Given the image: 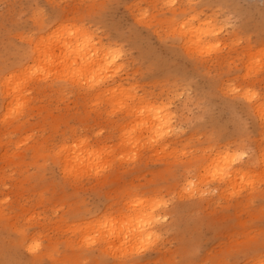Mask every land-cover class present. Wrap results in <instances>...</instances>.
I'll return each instance as SVG.
<instances>
[{
  "label": "rangeland",
  "instance_id": "rangeland-1",
  "mask_svg": "<svg viewBox=\"0 0 264 264\" xmlns=\"http://www.w3.org/2000/svg\"><path fill=\"white\" fill-rule=\"evenodd\" d=\"M163 1L164 0H0V80H2V77L7 76L9 73L16 72L15 76L17 77H13V79L11 80L14 84L11 81L9 83L13 87H15V85L20 86L24 92V99H22L23 103H21L22 105L20 104L19 106L17 104L13 105V103H10L11 96H7L6 98H4L3 96H5V93L2 95L0 94V96H2L0 97V114H5L0 115V118L4 119V122L9 121V119H7V115H9V112H11V110L13 111L14 109L13 113H16L14 114V117L15 115L17 116L19 112L22 113H19L21 115L17 116L19 118L21 117L20 120L17 117L14 118L11 112L10 122L13 123L12 121H14L11 126L10 123L8 125V123L0 121V211H2V213L0 214V264H255L259 259H262V264H264V159H262V156L259 153L264 152V105H261L260 111L262 109L263 110L261 112H257V110H259L257 109L259 108V105L264 104V74H262L264 73V67H262L263 63L261 62L264 61L262 60L264 57H261L263 54L260 55V53L258 52L260 51V49L262 50L264 46V0H172V5L170 3L172 1L166 0L167 2L169 1L168 4L166 3V1H164L163 3ZM159 2H161V5L158 4ZM136 4L138 8L136 7ZM158 5L160 8L158 7ZM173 8H176V10L171 12ZM149 9L151 13L149 12ZM191 9H193L195 12ZM138 11H142V13L143 11H147V16H145V14H142L141 12L139 16ZM187 11L189 13L193 12L192 14H196L199 17H205L209 15L212 17L219 16L218 18L214 17L213 20H219L221 18L220 20L222 22H218V20H212V22L214 23L213 26L218 25V28L216 26H212L213 28H216V30H213L216 33L212 32L214 34H212L211 37L212 41L215 40V43L212 42V45L215 44L217 46L215 47L216 50L212 45V48L205 46L207 47L206 49L205 47L186 48L188 50L191 49V51L184 50L185 46L181 47V45L183 46L182 39L184 38H182L179 31H177L176 27H178L179 25L176 24H179L178 22H180V20L187 15L184 14L187 13ZM131 12H133V14ZM134 12L137 15L134 16ZM200 12L201 14H199ZM205 12L210 13L207 14ZM149 14L151 17L149 16ZM138 16H143L142 18L145 17L147 19L144 18V20L142 19V21ZM154 16L157 17V21H155ZM162 17L165 20H163ZM160 18L162 19L159 20ZM170 18L172 19L170 20ZM59 19L61 20V22L63 21L62 24H65L64 26L61 25L60 22L59 24L57 23L58 21H60ZM176 20L177 22H175ZM64 21H67L68 23ZM144 21H148V23L145 24ZM150 21H152L153 23H150ZM35 22L38 23L36 24ZM69 22H73V24L75 25L71 24L73 25L71 26L69 25ZM174 23L176 24L173 25ZM221 23L222 26L220 25L221 28H219V24ZM168 24L175 26L174 28L176 29L174 31L171 30L170 28L172 26ZM77 25L78 28L80 26L81 28L86 27L87 29H85L88 31V33H92V35L94 36L93 40L95 39V42H97L99 38V40L102 41H100L102 44L104 43L106 46L113 45L112 48L108 46L109 49H113L114 51L121 50L119 51V54L123 57L121 58L120 56L118 64L120 63L121 65V62L125 63L121 65V67H123L120 69L122 73L120 70V72L116 73L119 77H117L116 75V77L114 78V82L115 84H118L121 81L120 83H122L121 85L123 86V89L121 90L122 92H126V94L124 95H127L129 99H131L130 101L128 98H126L127 100L125 101L124 97L126 96L122 95V92L120 93L122 96L119 94V96L115 95L116 93H119V90H116L115 94L113 93L117 98L112 97L113 94L111 96L110 92V94H107L108 91L103 92L104 94H107H105L106 97L104 96L103 98L104 94H101L102 91H99V87L95 86V84L93 85L87 82V84L85 83L86 85H84V81H80V83H78L79 85L77 84V86L75 85L76 82H73L74 85L71 84V81L69 79L64 80V78H62L56 80L57 78H55V76L51 78L53 76L51 75V72L53 70H51L50 67L48 68V66L52 65L53 62L54 64L56 63L55 65L59 64L62 60H59L58 62V59L56 58H58L59 56V59H62V57L60 56L63 54V52L60 53L59 48L57 51L56 47H54V49L46 47H48V44L50 43L49 41L57 38L60 33H64L66 30H69V28H76ZM166 25H168V27L170 28L167 29L168 27ZM224 27H227L225 29L227 32L222 29ZM62 29L65 31H63ZM55 30L57 32L55 36L57 37H54L53 39L52 37L54 34L51 35L50 33H54ZM44 31L47 35L44 33ZM217 32L219 35L217 34ZM219 32H221V34ZM35 36L39 38L36 39ZM228 37L231 39V46L233 48H231V46H228L230 44V42H228L230 41L228 40ZM43 38L46 40H44ZM42 39L45 44L43 43ZM219 39L220 42H218ZM38 40H40V43H38ZM232 40H235V42H232ZM216 41L221 46H218V43ZM222 41H226L223 42V45L227 43L225 44L226 46H223L221 44ZM46 42L48 43L46 44ZM42 43L46 45V47ZM233 43L234 46L236 45L235 48L233 46ZM33 44L34 46H31ZM35 44L37 45V47H39V44L41 45L42 49L41 51H39V53L42 54L35 55V52L33 53V51L36 50ZM261 44H263V46ZM118 46L120 49L117 50ZM218 47H220V50L217 49ZM254 48H257L258 50H255V53L259 54H253L254 52H252V54L255 56L258 55V58H256L259 60L260 58H262L260 61L257 59H253L254 61H250V59L249 61L247 60V58H250L246 57L247 52L249 54L250 50L254 51ZM46 49L47 51H49L45 52ZM199 49H202V51L205 50L204 53H200L202 51H195H199ZM210 49L212 51L215 50L216 52H211L209 51ZM229 49H231L230 52ZM248 49L250 50L248 51ZM243 50L245 51V53ZM121 52L123 54H121ZM208 52H210V55L207 54ZM260 52L264 53V49ZM224 53L225 55H223ZM31 54H33V57L35 56L40 59V68L38 66H36V68L34 67L36 70H34V72L31 74H28L27 71H25L23 75L17 73L19 72L18 68L24 70L25 66H31L32 64H35V62L31 63L32 61H34ZM204 54H207L206 58L203 56ZM47 56L50 57V60H46V62L48 63V66L46 65V68L44 66L46 62H41V59L42 61H45V59L48 58ZM249 56H251V58L254 57L252 55ZM42 57L44 58V60ZM203 58L205 59V62ZM216 58H218V60L220 59L219 63ZM51 59H56L57 62ZM199 59L200 61H198ZM230 60L232 61V63H230ZM244 60L248 62L249 66L245 65V63L247 64V62H245ZM49 61L52 62H50V65ZM255 61L257 62L255 63ZM19 62H21V65H19ZM251 62H254V64L256 65H253ZM260 64H262V66H260ZM14 65H16L17 67ZM23 65L24 67H22ZM245 66H247L249 69L251 68L254 72L257 71H255V69L259 66L262 69L259 68L257 71L258 73H256L255 75V73L251 69L250 72L248 70H244ZM2 67H4V69ZM242 70L245 71L243 73L245 76H242ZM5 71H9V73H6ZM43 71L44 73L42 76L40 74ZM251 71L253 73H251ZM247 72H249L250 75L246 74ZM34 73H38L37 75L41 76L42 78H39L37 75L36 77ZM32 74L36 78L33 77ZM44 74H47V76L51 75V77L49 76L48 79ZM258 75L259 77H257ZM30 76L33 77L30 83L31 85H29L30 80L28 81L29 78L31 79ZM44 76L47 79L43 78ZM120 76H122V78H120ZM251 77L253 79H251ZM24 78L25 80L23 82ZM34 78L36 81H40L39 79H44L40 82L44 85L34 82ZM126 79L131 82H129L128 84V81L126 82ZM17 80H19L20 83L17 82ZM242 80H245L243 84ZM248 80L251 82H249ZM259 80L260 82H258ZM135 82L136 84H134ZM81 83H83V87ZM235 83L240 87V89L235 85ZM33 84H37L36 86L38 87L34 86ZM219 84H221L222 88H220ZM131 85L134 86L132 88L136 89H127V86L129 87ZM225 85L229 87L226 88ZM23 86L24 88L26 86L27 89H31L32 87H34V92L33 90L32 92L31 90H29V92L25 88L28 92L27 95H25L26 91L24 90ZM85 86H91L94 89H96L97 87L96 90L98 91H95L98 93H96L93 88L91 89V87H86V89ZM122 86L120 88H122ZM247 86L249 88H246ZM235 87L237 88L234 89ZM244 88L248 90L245 92L250 93V95L253 94L256 96L258 92L257 96L254 98L252 97L253 95L249 96L250 98L252 97L251 99L248 97L249 94L246 93L240 96V90L244 91ZM1 89L3 88H1L0 86V93H3V90ZM77 89H81L82 91L80 90V92ZM222 89L224 90V92ZM249 89H251V92H249ZM253 89L254 91H257L252 92ZM85 90H92L91 95H89V92L87 94V91ZM128 90L130 91L128 92ZM133 90H136V92L134 93ZM99 92L100 96L104 100H106L105 98H108L109 102H111L110 99H112V105L116 101L113 108H116L119 105L116 109L117 111L114 109L112 113V110H109V105L111 106V104L109 102L107 104L103 99H101V97L99 96ZM92 93L93 95H95L96 93L99 98L97 99L96 95V97H93ZM131 93L133 95L135 94V96H132ZM141 93L143 95V98H149V109L159 107L161 106L159 103L162 104L163 102V107H172L168 110H170V113L172 112V114L175 115H170L169 119L173 127L171 126L170 130L166 131L169 132V134H167L168 136L164 135L161 140L159 139V137L158 139H156L155 137L157 142L159 141V144H156L154 137H151V130H146L147 128H145V126H142L143 123H141L140 125V123L138 122L141 116L143 117V120L144 118H147V116H144V114L139 112L140 107L138 104H142L140 103L139 99L137 100V98ZM166 94L168 95V98ZM169 94L171 95V97L169 96ZM177 94L179 97L177 96ZM180 95L182 97H180ZM244 95L246 96V98ZM28 96H30L29 100H27ZM121 97L123 102L120 99ZM130 97H134V99L136 100L133 101L134 99ZM152 98L153 100H151ZM164 98L166 99V101L170 100L169 103L170 105H172L170 106L168 102L167 105L166 102L163 101L165 100ZM5 99H8L9 102L6 101V103ZM156 99L158 100V103ZM150 100L152 101V105L150 103ZM172 100L173 102H171ZM261 100L262 103H256V101L261 102ZM128 101H132L133 103L135 102V104H137L136 106H138V112H136L137 110H135L134 112L136 113L133 112L132 114V112L129 111L131 114L129 113L127 115ZM26 102H28L29 104L27 105ZM119 103H122V106ZM254 103H256V106L254 105ZM4 104L5 106H3ZM24 104L27 105L24 106L26 109L23 107ZM135 104L134 109H136ZM124 105L126 107H124ZM21 106L22 108H24V110L22 111V108H20ZM120 106L123 108H121ZM252 106L257 110H254L255 108H253ZM110 108H112V106ZM119 108H121V110L118 111ZM248 108L250 109L248 110ZM27 109H29V111ZM123 109L127 110H124V114L122 113ZM142 109L143 107H141L140 111H143L147 108L143 110ZM17 110L18 113L16 112ZM255 111L258 114L254 113ZM138 113L142 115L136 116ZM122 114L124 116H121ZM180 115L183 116L181 117ZM258 115H262V122H258V120L261 121L260 116ZM1 116H6V118H3ZM131 116L134 118H132ZM12 117L14 120L12 119ZM241 119H243L242 122L240 121ZM17 120L19 123L17 122ZM122 120L125 121L124 123H126V120H128L127 124L125 125L127 126L129 124L130 128H128L129 126L126 127L124 124H122L123 126H125V128L122 129ZM134 122L135 124L138 122V125H140L138 128V125L136 124L137 129L140 130L138 131L139 134L138 132H136L137 129ZM173 122L174 124H176L177 122V126L173 125ZM178 125L181 126V128ZM131 128L134 130L136 135L140 137L142 136L146 138L144 134L148 136L150 135L148 137L149 142L151 143L150 140L153 139L155 141L154 142L152 140L154 144L153 142L151 144L147 142V138H143L144 140H142V137L139 138L134 133H131ZM171 128H173L174 130L172 129V131ZM121 130L123 131L121 132ZM189 132H191L194 136L190 135L191 133ZM133 134L136 136V138L133 136ZM123 135H126L125 137L128 136L127 139L124 138ZM76 136L80 137L75 138ZM121 136H123L122 139L120 138ZM195 136L197 137V139H194ZM72 137L74 138L72 139ZM84 138L86 139L87 147H89L90 150H92L93 147L97 150L96 155L93 154V156L92 153L89 154L88 152L89 157L91 155V159L92 157L97 159L96 157L98 155L99 159H92L93 161L90 159V164H88V162L86 165L82 166L85 168L83 169L81 167L80 170H77L78 166H76V161H74V163H72L73 161L70 163V160L67 164V167L69 166L71 168L68 167L69 169L67 173L69 172V170L72 172H69V174L71 173L69 176L68 174L64 175L63 172L65 170L64 168H62V166L64 167L65 165H61L65 164L63 161L64 156L63 160L61 157L65 153L61 152V147L63 145L66 146L71 144L69 150L73 151L71 150L73 149L72 145L77 144L76 142H74L76 141L74 139L80 140ZM169 138L172 140V142L171 140H169ZM179 138H182L183 140ZM175 139H178V141H174ZM3 140L5 143L2 142ZM71 140L74 141L71 142ZM124 140H128L127 142L129 143L131 141V143L126 144ZM133 140L134 144H136L135 142L140 140V145L141 147L144 146V149H139L140 142L137 143L139 147L137 144V146L134 145ZM179 140H181L182 143H179ZM239 140L241 143H239ZM145 141L147 142V144L144 143ZM230 141L231 143H229ZM243 142L245 144H243ZM161 143L163 146L160 145ZM166 143L169 145V148H171V145H173V151L175 148H177V151L175 149V151L172 152V148L167 149V147H164L168 146L166 145ZM207 143L211 144V146H209V144ZM221 143L223 146L226 145L229 149H227L226 147V150L224 151L225 146L223 147L222 145H220ZM120 144H123V146L121 145L123 148H121ZM175 144L178 146H176ZM205 144L208 147V150L206 149L207 147L205 146ZM33 145H36L38 147L37 150L40 151L39 153H37L38 151H33ZM79 145L80 144H77L75 146V148L77 149L74 148L75 151L73 152L80 151V147H77ZM147 145H149L151 149H149V147L146 148L145 146ZM195 145H200L201 148H198L199 146L195 147ZM190 146H193L196 149L195 151V149L192 147V155L190 154ZM244 146L246 147V149ZM124 147L126 150H124ZM126 147L129 149H127ZM152 147L154 150L152 149ZM159 147H162L161 150L158 149ZM237 147L239 149H241L242 147L241 151L243 152V154L241 152L240 155V150H238ZM210 148H212V151L210 150ZM215 148L217 150H214ZM180 149L182 150V152L184 150L186 151V153L184 151V154L186 156L181 155L182 152H179L181 151ZM197 149H200V151H198ZM221 149H223L221 151L222 153L220 152ZM233 149L235 151L237 150L238 152H234ZM244 149L248 156H246ZM98 150H101L102 152H99ZM138 150L142 152L139 153ZM202 150L206 152H201ZM207 151H209L210 153ZM215 151L220 152V154L218 155V153L216 152L217 156L211 159L210 157L215 156L211 155L213 154V152L214 154H216ZM55 152L61 154H58L59 156L57 157V154ZM127 152H130L131 155H128ZM132 152L134 153L133 155ZM248 152L250 153L248 154ZM4 153L7 155H5ZM70 153L71 155H73L72 152ZM124 153H126L127 155ZM226 153L228 156L226 155ZM228 153L232 155L230 156ZM257 153L259 154L258 156ZM52 154L56 157L52 156ZM224 154L227 158L230 156L228 159H234L233 166H238L241 167V169L245 170V174H243V177L237 176L238 178H233L232 181L229 179L227 180V178H222V180L218 177V179H216L215 177L219 176L217 175L219 173L215 170V168H212L211 172L213 173L211 174V163L207 161H214V164L212 163L213 166L216 164L215 161L218 162L219 158ZM251 154H254V156H252ZM238 155H240V157ZM100 156L101 158L104 157V159H101ZM132 156L136 160L131 158ZM188 156L190 157L187 158ZM165 157L167 158L165 159ZM52 158L56 159V162L59 161V158L62 163L58 162V164ZM183 158L185 159L183 160ZM245 158L249 160L250 158H252L253 162L249 163ZM255 158L256 160H254ZM243 159L246 161H244ZM94 160L95 162H97L95 163ZM241 161L243 162V164L241 163ZM256 162H258L257 164L259 166L254 165ZM198 163H201L202 165L206 163L205 166L207 167L204 168V165L201 166V164ZM88 165L93 171L89 167H87ZM75 166L76 168L74 169ZM59 167L60 169L62 168L63 171L62 169L60 170ZM190 167L193 169L189 170ZM197 167L199 170L197 169ZM246 167L255 176L257 182L254 178H250L254 176L248 171V169H246ZM86 168H89L90 170H85ZM252 169L255 170L254 173ZM183 170H185L186 172ZM84 171L87 173H83L82 176L81 172ZM201 171L205 173V175L202 174L205 177L209 178V176L206 175H211L210 178H203V176L200 174L197 177L198 173H202ZM246 171H248L249 173ZM90 172L93 173L90 174ZM94 172L97 174H95ZM215 172H217V174H215ZM194 173H196V175ZM246 173L250 177L246 175ZM72 174L74 176H77V179H74L75 177H73ZM78 174H81L80 178H78ZM244 177H247V181H243L245 179ZM240 178H243V180L241 181ZM235 180H238V182H236ZM230 181L232 183L234 182L235 184L238 183V185L233 184L234 186L232 187L230 186L232 185ZM220 182H223V184ZM225 182L227 185L225 184ZM248 182H250V185L248 184ZM218 183L220 185H218ZM251 183L259 185V188H257L258 186L256 187L255 184H253L255 186L251 185ZM239 185L240 187H238ZM244 185L248 187L244 188ZM241 186L244 189L248 190L243 191V189H241V191L239 192ZM252 186L254 189L252 188ZM225 187L228 188L226 189ZM192 188H195V190ZM229 188H232V190ZM249 188L253 189V191L249 190ZM256 188L258 189L257 192H255ZM220 189L222 190V192L224 190V193H222ZM235 190L238 192L236 196L233 192ZM214 193L217 194L214 195ZM231 193H233V197L230 196ZM239 195L241 196V198ZM245 196H248V198L250 199L246 198ZM137 204L138 206H136ZM145 204H148L150 208L148 205V207L145 206ZM129 205L131 208L128 207ZM133 206L136 208L141 206L142 209L139 207V209L136 210ZM152 206L154 209L152 208ZM151 209H153V213L151 212ZM133 211L135 214L139 215V218H133L134 213L131 214ZM138 211L140 212L137 213ZM123 214H125L126 216ZM130 214L131 217L129 216ZM142 214H145L144 216H147V218H144ZM103 215H105V217L107 218H105ZM151 215L153 216L151 217ZM124 216L125 218H123ZM127 216L129 218H127ZM154 217L156 220L153 219ZM130 218L135 220L136 218H138L139 220L137 219L136 222L135 220H131ZM101 220L105 221V223L103 221L101 223L104 226L101 228V224H99L100 227L97 226L96 228L95 224L97 222H100ZM131 221L133 222V226L138 229H134L132 227V224H128L132 223ZM117 222H119V224ZM126 222L128 223L125 225ZM136 223L140 224H138L137 226ZM106 225H108V227ZM119 225L121 226L119 227ZM128 225L131 226L132 229ZM115 226L117 228L119 227L118 230ZM143 226H147L148 231H145V229L142 230ZM104 227L107 228L105 235L110 233V238H108V240H101L103 238L102 237L100 238V240L98 239L99 241H95L94 238L97 239L99 235H104L102 233L103 231H101L105 230ZM96 229L98 230L95 231ZM110 229H113L114 231ZM129 230H132L133 232L132 240H135V245L132 244L131 239V243L129 242V238L132 236V234H130L131 231ZM136 230H139V232H137ZM150 230L155 231H152V234ZM111 231L113 232V234L111 233ZM125 231L127 233H124ZM134 231H136L137 233ZM121 232H123L124 235ZM118 233L122 236L116 235ZM126 234H128V236H126ZM25 235L27 236V238ZM115 235L117 237H115ZM150 236L153 240L151 242L149 241L151 240L149 239ZM31 237H34V240L37 238L35 240L36 242H32L34 241L33 238L29 240ZM85 239L86 242L83 241ZM109 239H111L112 241ZM140 239L143 240L142 243ZM91 240H93L94 242ZM114 240H117V242L118 240H122L121 243L118 242V244L120 243L122 245H120L121 249L119 246L118 249L116 248L117 251L120 250L121 253L116 251L115 247L118 244H116ZM28 241L32 242L31 244H38L37 242L40 241L39 244L41 246L39 245L37 249H27V247L29 246L28 244H30ZM88 241L90 243H88ZM102 241H105V244L108 245V247L110 246L111 251L108 250L109 248H107V246H105ZM139 241L141 244L138 243ZM25 243H28L26 244L28 246H26ZM111 243L114 244H112L113 248H111ZM139 245L140 247H138ZM103 247L105 248L106 252L104 251ZM125 247L128 248H126V252L124 251ZM106 249L108 250V252ZM47 252H50L51 254H48ZM113 252H117L118 254L114 253V255ZM119 253L121 255H119ZM122 253H125V255L123 254V256ZM46 254L49 257H45Z\"/></svg>",
  "mask_w": 264,
  "mask_h": 264
},
{
  "label": "bare ground",
  "instance_id": "bare-ground-1",
  "mask_svg": "<svg viewBox=\"0 0 264 264\" xmlns=\"http://www.w3.org/2000/svg\"><path fill=\"white\" fill-rule=\"evenodd\" d=\"M152 1H153V0H152ZM154 1H155V0H154ZM159 1H160V0H159ZM164 1H166V0H164ZM164 1H163V3H164ZM169 1H172V0H169ZM169 1H168V2L166 1V3L168 4ZM217 1H218V0H217ZM176 2H177V1H176ZM134 3H135V1H134ZM154 3H155V2H154ZM160 3H161V2H159L158 4H160ZM170 3H171V5H172L173 1L170 2ZM174 3H175V2H174ZM185 3H186V2H185ZM185 3H184V4H185ZM189 3H190V2H189ZM181 4H182V3H181ZM184 4H183V5H184ZM259 4H260V3H259ZM160 5H161V4H160ZM173 5H174V4H173ZM183 5H182V6H183ZM149 6H150V5H149ZM155 6H156V5H155ZM168 6H169V5H168ZM175 6H176V4H175ZM175 6H174V7H175ZM188 6H189V4H188ZM192 6H193V5H192ZM136 7L138 8L137 4H136ZM153 7H154V6H153ZM158 7H159V5H158ZM171 7H172V6H171ZM178 7H179V6H178ZM190 7H191V6H190ZM154 8H155V7H154ZM154 8H153V9H154ZM159 8H160V7H159ZM166 8H167V5H166ZM200 8H201V7H200ZM202 8H203V6H202ZM147 9H148V8H147ZM181 9H182V8H181ZM134 10H135V9H134ZM151 10H152V9H151ZM157 10H162V9H157ZM169 10H170V9H169ZM175 10H176V8H175V9L173 8V10H172L171 12H173V11H175ZM179 10H180V8H179ZM183 10H184V8H183ZM188 10H189V9H188ZM191 10L194 11L193 9H191ZM201 10H202V9H201ZM147 11H148V10H147ZM147 11H145V12L143 11V13H142V11H138V12H139L138 15H139L140 12H141L142 14H145V16H147V15H146V12H147ZM167 11H168V10H167ZM192 11H191V12H192ZM205 11H206V10H205ZM217 11H218V10H217ZM135 12H137V11H135ZM135 12H134V16L137 15ZM149 12H150V9H149ZM176 12H177V11H176ZM184 12H185V11H184ZM184 12H183V13H184ZM194 12H195V11H194ZM131 13L133 14V12H131ZM150 13H151V12H150ZM192 13H193V12H192ZM192 13H189V12L187 11V13H184L185 15H186V14H187V15H186L184 18H182V19L180 20V22H178L179 24H176V23L173 24V25H175V24H176V25H179V26H178L179 29H178V27H176V28H177V31H179V33L181 34V37L184 38V39H182V41H183V46L181 45V47H184V46H185V47H184V50H186V51L188 50V49H186V48H189V47H194V48H200V47L203 48V47H205V46H207V47H209V48H212V46H213L214 48L217 47L215 44L212 45V44H213L212 42H214L215 40L212 41V38H211V37H212V34L216 33L215 31H213L214 29L216 30V28H213V27H215L216 25L213 26L214 23L212 22L213 18L216 17V16H213V17H212V16L209 15V16H205V17H204V16H203V17H199L198 15H196V14H192ZM197 13H198V11H197ZM205 13L209 14L210 12H205ZM211 13H212V12H211ZM174 14H176V13H174ZM184 14H183V15H184ZM199 14H201V12H200ZM207 14H206V15H207ZM161 15H162V14H161ZM134 16H133V17H134ZM139 16H140V15H139ZM139 16H138V17H139ZM149 16H150V14H149ZM201 16H202V15H201ZM223 16H224V15H223ZM228 16H229V14H228ZM142 17H143V16H142ZM142 17H139V19H140V20H142V19L144 20L145 17H144V18H142ZM150 17H151V16H150ZM150 17H148V18H150ZM154 17H155V18H154L155 21H157V20H156L157 17H156V16H154ZM182 17H183V16H182ZM218 17H219V16H218ZM218 17H216V18H218ZM136 18H137V17H136ZM162 18H163V17H162ZM162 18H160L159 20H161ZM165 18H166V17H165ZM33 19H34V18H33ZM61 19H62V18H61ZM145 19H147V18H145ZM171 19H172V18H170V20H171ZM173 19H174V18H173ZM220 19H221V18H220ZM220 19H219V20H220ZM224 19H225V18H224ZM229 19H231V18H229ZM59 20H60V19H59ZM62 20H63V19H62ZM137 20H138V19H137ZM143 20H142V21H143ZM163 20H165V19L163 18ZM178 20H179V19H178ZM217 20H218V19H217ZM217 20L214 19L213 21H217ZM219 20H218V22H222L221 20H220V21H219ZM36 21H38V20H36ZM138 21H139V20H138ZM148 21H149V20H148ZM148 21H147V22L144 21L145 24L148 23ZM155 21H154V22H155ZM59 22H60L61 25H63V24H62L63 21L61 22V20H60V21H58L57 23L59 24ZM64 22H67V21H64ZM151 22H152V21H150V23H151ZM158 22H159V21H158ZM175 22H177V20H176ZM218 22H217V23H218ZM35 23H36V22H35ZM37 23H38V22H37ZM37 23H36V24H37ZM67 23H68V22H67ZM74 23H75V22H74ZM152 23H153V22H152ZM212 23H213V24H212ZM217 23H215V24H217ZM226 23H227V22H226ZM33 24H34V23H33ZM58 24H57V25H58ZM71 24H73V22H72V23L69 22V25H71ZM76 24H77V23H76ZM159 24H160V23H159ZM162 24H163V23H162ZM227 24H228V23H227ZM256 24H257V23H256ZM64 25H65V24H64ZM64 25H63V26H64ZM69 25H68V26H69ZM73 25H75V24H73ZM73 25H71V26H73ZM78 25H79V24H78ZM78 25H77L76 28H73V29H70V28L68 27L69 30H66V31L62 29V30L65 31V32H64V33H60L58 37L55 36V34L57 33L56 30H55L54 33H50L51 35L54 34L53 37H52L53 39H54V37H57V38H55L54 40H51V39L49 38L51 41H49L50 43L48 44V47H46V45H44V44H45V42L43 41L44 38L42 39V41H43V43H44V44H43V43H42V44H43L46 48H49V47H50V48L54 49V47H56V48H57V51H58V48H59L60 53L63 52L62 55L60 54V55H61L60 57H62V59H59V56H58V58H56V59H58V62H59V60H60V61L62 60V61H61L59 64H57V65H55L56 63L54 64V62H53L52 65H50V62H51V61H49V65H50V66H48V65H47L48 63L46 62V60H47V61L50 60V57H48V56H47V57H48L49 59L47 58V59H45V61H42V59H41V62H43V63L46 62L44 66H45L46 68H47V66H48V68L50 67L51 70H53L52 72H54V73L51 72V75H53L52 77H51V75H49L50 73H49L48 75H49L51 78H53V77L55 76V78H57L56 80H59V79H62V78H64V80H65V79H69V80L71 81V84H73V85H74L73 82H76L75 85H77L78 83H80V81H81V82L84 81V85H86L87 82H88V83H91V84H93V85L95 84V86H98V87H99L98 90H99V91H102L101 94H102L103 92L108 91L107 94L110 92L111 94H110V93H109V94L112 96L113 93L115 94L116 90H119V93H116L115 95H118V94L121 95V94H120V93L122 92L121 89H123V86L121 85L122 83H120L121 81L119 82L120 84H119V83H118V84H115V82H114V78H115L116 75H117L116 73L121 71L120 69L123 68V67H121V65H123V64L125 63V62H124V63L121 62V65H120V63L118 64V60H119V58H120V56H121V55L119 54V51H121V50H119V51H114L113 49H109L108 46L112 48L113 45H111V46H110V45H107V46H106L104 43H103V44H104V45H103V44L101 43L102 41L99 40V38H98L99 41L96 39L97 42H95V41H94L95 39L93 40V37H94V36L92 35V33L89 34L88 31L86 30V29H87L86 27H85L86 29L83 28V27L81 28V26L78 28ZM80 25H81V24H80ZM168 25H171V24H168ZM168 25H166V26L168 27ZM220 25L222 26V23L219 24V28H221ZM66 26H67V25H66ZM82 26H83V25H82ZM148 26H149V25H148ZM171 26H172V25H171ZM212 26H213V27H212ZM217 26H218V25H217ZM217 26H216V27H217ZM225 26H226V25H225ZM56 27H57V26H56ZM56 27H55V28H56ZM60 27H61V26H60ZM60 27H59V28H60ZM153 27H154V26H153ZM167 27H166V28H167ZM172 27L174 28L175 26H172ZM172 27H171V28L168 27L167 29L170 28L171 30L174 31L176 28L173 29ZM59 28H58V29H59ZM71 28H72V27H71ZM157 28H158V27H157ZM217 28H218V27H217ZM226 28H227V27H226ZM226 28L224 27V28H222V29L225 30ZM229 28H230V27H229ZM48 29H49V28H48ZM52 29H53V28H52ZM66 29H67V28H66ZM219 30H220V29H219ZM233 30H234V29H233ZM52 31H53V30H52ZM58 31H59V30H58ZM220 31H221V30H220ZM225 31H226V30H225ZM46 32H47V31H46ZM60 32H61V31H60ZM171 32H172V31H171ZM212 32H214V33H212ZM221 32H222V31H221ZM221 32H219V33L221 34ZM226 32H227V31H226ZM44 33H45V31H44ZM47 33H48V32H47ZM154 33H155V32H154ZM156 33H157V31H156ZM174 33H175V32H174ZM41 34H42V33H41ZM45 34H46V33H45ZM217 34H218V32H217ZM46 35H47V34H46ZM218 35H219V34H218ZM223 35H224V34H223ZM32 36H33V35H32ZM38 36H39V35H38ZM215 36H216V34H215ZM233 36H234V35H233ZM35 37H36V39L39 38V37H37V36H35ZM42 37H45V36H42ZM46 37H47V36H46ZM49 37H51V36H49ZM231 37H232V36H231ZM33 38H34V37H33ZM40 38H41V37H40ZM248 38H249V37H248ZM31 39H32V38H31ZM36 39H35V40H36ZM49 39H48V40H49ZM243 39H244V38H243ZM44 40H46V39H44ZM228 40H230V41H228ZM228 40H226V41L230 42V44H229L228 46H231L232 43H231V39H230L229 37H228ZM238 40H239V39H238ZM32 41H33V40H32ZM39 41H40V40H38V43H40ZM100 41H101V42H100ZM180 41H181V40H180ZM226 41H222L221 44L223 45V42H226ZM233 41L235 42V40H232V42H233ZM239 41H240V40H239ZM30 42H31V41H30ZM216 42H217V41H216ZM218 42H220V39H219ZM218 42H217V43H218ZM237 42H238V41H237ZM35 43H36V41H35ZM38 43H37V44H38ZM47 43H48V42H46V44H47ZM214 43H215V42H214ZM106 44H107V43H106ZM110 44H111V43H110ZM181 44H182V43H181ZM225 44H227V43H225ZM225 44H224V45H225ZM263 44H264V43H263ZM263 44H261V45L263 46ZM211 45H212V46H211ZM219 45H220V44L218 43V46H219ZM224 45H223V46H224ZM242 45H243V44H242ZM31 46H34V44L31 45ZM38 46H39V47H37V45L35 44V48H36V50L33 49V50H34L33 53L35 52V53H34L35 55H36V54H37V55H38V54H42V53H39V51H41L42 47H41L40 44H39ZM57 46H58V47H57ZM210 46H211V47H210ZM220 46H221V45H220ZM223 46H222V47H223ZM225 46H226V45H225ZM233 46H234V43H233ZM235 46H236V45H235ZM235 46H234V48H235ZM40 47H41V48H40ZM45 47H44V48H45ZM115 47H116V46H115ZM207 47H205V49H206ZM256 47H257V46H256ZM30 48H31V47H30ZM56 48H55V49H56ZM228 48H229V47H228ZM231 48H233V47L231 46ZM259 48H260V46H259ZM259 48H258V49H259ZM118 49H120L119 46L117 47V50H118ZM217 49L220 50V47H218ZM221 49H222V48H221ZM224 49H225V48H224ZM241 49H242V48H241ZM243 49H244V48H243ZM263 49H264V46H263ZM263 49H262V50L260 49V51H263ZM189 50L191 51V49H189ZM189 50H188V51H189ZM213 50H214V49H213ZM215 50H216V48H215ZM215 50L212 51V50L210 49L209 51H211V52H216ZM222 50H223V49H222ZM230 50H231V49H229V52H230ZM249 50H250V49H248V51H249ZM255 50L258 51L257 48H254V51H253V50H252V51L250 50L251 53L249 52V54H248V52H247L246 57H250V58H247L248 61H249V59H250V61H252L253 59H257V58H258V55L255 56V55H253V54H259V53H260V55L263 54L261 57H264V53H262V52H260V51H258L259 53H255V52H256ZM42 51H43V50H42ZM48 51H49V50H48ZM48 51H47V49H46L45 52H48ZM57 51H56V52H57ZM195 51H196V52H200V51H202V49H201V50L199 49V51H197V50H195ZM204 51H205V50H203V51L200 52V53H204ZM217 51H218V50H217ZM243 51H244V50H243ZM243 51H242V52H243ZM36 52H38V53H36ZM45 52H44V53H45ZM252 52H254V53L252 54ZM31 53H32V52H31ZM49 53H50V52H49ZM54 53H55V52H54ZM54 53H52V54H54ZM194 53H195V52H194ZM209 53H210V52H208L207 54H209ZM244 53H245V51H244ZM46 54H48V53H46ZM121 54H123V53L121 52ZM207 54H206V55H207ZM211 54H212V53H211ZM32 55H33V54H31V56H32ZM43 55H44V54H43ZM43 55H42V56H43ZM50 55H51V54H50ZM206 55L204 54L203 56L206 58V57H207ZM209 55H210V54H209ZM223 55H225V53H224ZM249 55H252V56H254V57L251 58V56H249ZM55 56H56V54H55ZM32 57H33V56H32ZM32 57H31V58H32ZM34 57H35V56H34ZM34 57H33L34 61H32V60H33V59H32V60H31V61H32L31 63L35 62V64H32L31 66H25L24 70L18 68V71H19V72H17V73L22 74V75H23V73H24L25 71H27L28 74L33 73L34 70H36V69H35L36 66H38V67L40 66V64H39V63H40V59H38L37 57H35V58H34ZM44 57H46V56H44ZM122 57H123V56H121V58H122ZM209 57H211V56H209ZM215 57H216V56H215ZM256 57H257V58H256ZM26 58H27V57H26ZM42 58H43V57H42ZM51 58H55V57H51ZM212 58H213V57H212ZM220 58H221V57H220ZM222 58H223V57H222ZM56 59H55V60L51 59V60L57 62ZM244 59H245V58H244ZM261 59H262V58H260V60H261ZM25 60H26V59H25ZM43 60H44V58H43ZM129 60H130V59H129ZM203 60H204V62H205V59H204V58H203ZM216 60H218V58H216ZM219 60H220V59H219ZM219 60H218V63H219ZM222 60H223V59H222ZM257 60H259V59H257ZM260 60H259V61H260ZM262 60H264V58H263ZM27 61H28V60H27ZM122 61H123V60H122ZM198 61H200V59H199ZM201 61H202V60H201ZM209 61H210V59H209ZM211 61H212V60H211ZM230 61H231V60H230ZM242 61H243V60H242ZM244 61H245V60H244ZM253 61H254V60H253ZM23 62H24V61H23ZM214 62H215V61H214ZM220 62H221V61H220ZM222 62H223V61H222ZM228 62H229V61H228ZM245 62H247V61H245ZM256 62H257V61H255V63H256ZM261 62L263 63V66H262V64H260V66L264 67V61H261ZM261 62H260V63H261ZM1 63H2V62H1ZM20 63H21V62H19V65H21ZM31 63H30V64H31ZM51 63H52V62H51ZM226 63H227V62H226ZM230 63H232V61H231ZM242 63H243V62H242ZM251 63H252V62H251ZM30 64H29V65H30ZM38 64H39V65H38ZM41 64H42V63H41ZM128 64H129V63H128ZM204 64H206V63H204ZM243 64H244V63H243ZM252 64H253V65H256V64H254V62H253ZM252 64H251V66H252ZM25 65H26V64H25ZM27 65H28V63H27ZM46 65H47V66H46ZM207 65H208V64H207ZM245 65H248V62H247V64L245 63ZM258 65H259V64H258ZM6 66H9V65H6ZM14 66H16V65H14ZM42 66H43V64H42ZM44 66H43V67H44ZM51 66H54V67H51ZM136 66H137V65H136ZM248 66H249V65H248ZM251 66H250V67H251ZM260 66H259V67L257 66L258 68H256L255 71H256V70L258 71V69L260 68ZM12 67H13V64H12ZM12 67H10V68H12ZM16 67H17V66H16ZM22 67H24V65H23ZM34 67H35V68H34ZM38 67H37V68H38ZM204 67H205V66H204ZM254 67H256V66H254ZM0 68H1V67H0ZM2 68L4 69V67H2ZM39 68H40V67H39ZM39 68H38V69H39ZM245 68H246V69H245ZM245 68H244V70H248V71L250 72V69H251V68L249 69L247 66H245ZM247 68H248V69H247ZM8 69H9V68H8ZM15 69H16V68H15ZM41 69H42V68H41ZM41 69H40V70H41ZM136 69H137V68H136ZM241 69H242V68H241ZM253 69H254V68H253ZM260 69H262V68H260ZM1 70H2V69H1ZM46 70H48V69H46ZM46 70H45V71H46ZM119 70H120V71H119ZM128 70H129V69H128ZM132 70H134V69H132ZM132 70H130V71H132ZM251 70H252V69H251ZM6 71H7V70H6ZM6 71H5V72H6ZM9 71H10V70H9ZM9 71L6 72V73H9ZM37 71H38V70H37ZM41 71H42V70H41ZM41 71H39V72H41ZM126 71H127V70H126ZM252 71H253V70H252ZM252 71H251V73L254 72V71H253V72H252ZM257 71L254 72L255 75H256V73H258ZM259 71H260V70H259ZM0 72H1V71H0ZM27 72H26V73H27ZM35 72H36V71H35ZM48 72H50V71H48ZM127 72H128V71H127ZM244 72H245V71L242 70V74H243ZM249 72H247L246 74H249V75H250ZM263 72H264V71H263ZM3 73H4V71H3ZM3 73H2V74H3ZM43 73H44V71H43L41 74H40V73H39V74L43 76ZM121 73H122V71H121ZM240 73H241V72H240ZM240 73H239V74H240ZM259 73H260V72H259ZM19 74H18V75H19ZM34 74H35V76H36L38 73H34ZM237 74H238V73H237ZM242 74H241V75H242ZM262 74H264V73H262ZM15 75H16V72H11V73H9L7 76L2 77V80H0V81H2V82H0V86H1V88H3V89H1V90H3V93H0V94L2 95V94L5 93V96H3L4 98H6L7 96H9V97L11 96V98H10V99H11V100H10V103H11V104L13 103V105L17 104V105L19 106L21 103H23L22 99H24V95H23L24 92H23V90L21 89L20 86L15 85V87H13V86H11V84L9 83V82L13 79V77H15V78L17 77V76H15ZM22 75H21V76H22ZM25 75H27V74H25ZM44 75H45V74H44ZM128 75H129V74H128ZM259 75H260V74H259ZM259 75H258L257 77H259ZM19 76H20V75H19ZM32 76L35 77L33 74H32ZM37 76H38L39 78L41 77V76H39V75H37ZM37 76H36V77H37ZM45 76L49 79V76H47V74H46ZM45 76H44L43 78H45ZM238 76H239V75H238ZM242 76H245V75L243 74ZM263 76H264V75H263ZM22 77H23V76H22ZM22 77H20V78H22ZM30 77H31V76H30ZM33 77H31V79H30L29 77H27V78H29L28 81L30 80L29 85H31L30 83H31V80H32ZM36 77H35V78H36ZM117 77H119V76L117 75ZM170 77H171V76H170ZM254 77H255V76H254ZM25 78H26V77H25ZM25 78L23 79V82H24ZM35 78H34V80H35ZM39 78H37V79H39ZM41 78H42V77H41ZM47 78H45V79H47ZM120 78H122V76H120ZM223 78H224V77H223ZM242 78H243V77H242ZM242 78H241V79H242ZM245 78H246V77H245ZM245 78H244V79H245ZM260 78H261V77H260ZM231 79H232V77H231ZM241 79H240V80H241ZM251 79H253V78L251 77ZM14 80H15V79H14ZM39 80H40V81H36V80H35L34 82H37V83H39V84L44 85L43 83H40V82H41L42 80H44V79H39ZM117 80H118V79H117ZM117 80H116V81H117ZM224 80H225V79H224ZM254 80H256V79H254ZM47 81H48V80H47ZM118 81H119V80H118ZM124 81H125V79H124ZM127 81H128V80L126 79V82H127ZM238 81H239V80H238ZM244 81H245V80H244ZM244 81L242 80V84H243ZM248 81H249V80H248ZM11 82H12V81H11ZM17 82H19V80H17ZM21 82H22V79H21ZM55 82H56V81H55ZM57 82H58V81H57ZM122 82H123V80H122ZM126 82H125V83H126ZM129 82H131V81H128V84H129ZM225 82H226V81H225ZM231 82H232V81H231ZM249 82H251V81H249ZM254 82H255V81H254ZM258 82H260V80H259ZM12 83H13V82H12ZM19 83H20V82H19ZM58 83H59V82H58ZM85 83H86V84H85ZM116 83H117V82H116ZM148 83H149V82H148ZM221 83H222V82H221ZM9 84H10V86H9ZM13 84H14V83H13ZM15 84H16V81H15ZM24 84H25V83H24ZM24 84H23V85H24ZM26 84H27V83H26ZM45 84H46V83H45ZM81 84H82V87H83V86H84L83 83H81ZM81 84H80V86H81ZM128 84H126V85H128ZM134 84H136V82H135ZM233 84H234V83H233ZM254 84H255V83H254ZM18 85H19V84H18ZM21 85H22V84H21ZM33 85H34V84H33ZM36 85H37V84H35L34 86H36ZM42 85H41V86H42ZM56 85H57V84H56ZM78 85H79V84H78ZM78 85H77V86H78ZM93 85H92V86H93ZM132 85H133V82H132ZM132 85L129 86L130 88L127 86V89H130V90H131V89H136V88H132V87H134V86H132ZM138 85H139V84H138ZM219 85H220V88H222V87H221V84H219ZM235 85H236V83H235ZM16 86H17V88H16ZM27 86H28V85H27ZM45 86H46V85H45ZM70 86H71V85H70ZM121 86H122V88H120ZM176 86H178V85H176ZM180 86H181V85H180ZM183 86H184V85H183ZM225 86H226V85H225ZM233 86H234V85H233ZM236 86H237V85H236ZM241 86H242V85H241ZM249 86H250V85H249ZM36 87H38V86H36ZM39 87H40V85H39ZM53 87H55V86H53ZM86 87H87V86H85V88H86ZM89 87H91V86H89ZM89 87H87V88H89ZM93 87H94V86H93ZM93 87H91V89H92ZM124 87H125V86H124ZM168 87H169V86H168ZM218 87H219V86H218ZM228 87H229V86H228ZM228 87L226 86V88H228ZM231 87H232V85H231ZM237 87H239V86H237ZM237 87H235L234 89H236ZM244 87H245V86H244ZM23 88H24V86H23ZM25 88H26V86H25ZM25 88H24V90L26 91V94H25V95H27V93H28L27 90H28V91L31 90V92H32V90H33L34 87H32L31 89H30V88H29V89L26 88L27 90H26ZM50 88H51V87H50ZM78 88H79V87H78ZM87 88H86V89H87ZM125 88H126V87H125ZM137 88H138V86H137ZM139 88H140V87H139ZM165 88H166V87H165ZM172 88H173V87H172ZM246 88H249V87L247 86ZM255 88H256V87H255ZM37 89H38V88H37ZM82 89H84V88H82ZM93 89H94V88H93ZM96 89H97V87H96ZM96 89H94V91H95ZM163 89H164V88H163ZM239 89H240V87H239ZM57 90H58V89H57ZM77 90L80 91L81 89H77ZM98 90H96V91H98ZM130 90H128V92H129ZM187 90H188V89H187ZM219 90H220V89H219ZM222 90H223V89H222ZM250 90H251V89H249V92H251ZM81 91H82V90H81ZM81 91H80V92H81ZM85 91H87V94H88V92H89V95H91V91H92V90H85ZM96 91H95V92H96ZM123 91H124V90H123ZM133 91H134V90H133ZM137 91H138V90H137ZM144 91H145V90H144ZM144 91H139V92H144ZM147 91H149V90H147ZM182 91H183V90H182ZM182 91H181V92H182ZM220 91H221V90H220ZM229 91H230V90H229ZM240 91H241V92H240L239 94H241L240 96H242L244 93H246L245 91H248V90H246V89L244 88V91H242V90H240ZM255 91H257V90H255ZM255 91H254V89L252 90V92H255ZM29 92H30V91H29ZM33 92H34V90H33ZM131 92H132V91H131ZM135 92H136V90L134 91V93H135ZM154 92H155V91H154ZM168 92H169V91H168ZM175 92H176V91H175ZM181 92H180V93H181ZM223 92H224V90H223ZM234 92H235V91H234ZM238 92H239V91H238ZM82 93H83V92H82ZM84 93H85V92H84ZM96 93H98V92H96ZM96 93H95V95H96ZM170 93H171V92H170ZM178 93H179V91H178ZM236 93H237V92H236ZM29 94H30V93H29ZM103 94H104V93H103ZM105 94H106V93H105ZM105 94L103 95V98H104ZM107 94H106V95H107ZM114 94H113L112 97H116V96H114ZM124 94H126V92H122V95H124ZM131 94H132V93H131ZM167 94H168V93H167ZM167 94H166V95H167ZM171 94H172V93H171ZM246 94H249L248 97L251 96V95H253V94L250 95V93H246ZM254 94H255V93H254ZM257 94H258V92H257ZM257 94H256V96H257ZM92 95H93V93H92ZM95 95H93V97H94ZM119 95H118V96H119ZM122 95H121V96H122ZM136 95H138V94H136ZM140 95H142V93L139 94V97L137 98V100L139 99V100H140V103H141L142 105H140V104H138V105H139L140 109H141V107H143V109H145V108H147V109H145V110L142 109L143 111H140L139 108H138V109H139V112L142 113V114H144V116H147V118H144V120H143V117L141 116L140 119L138 120V122L140 123V125H141V123H143L142 126H145V128H147L146 130H151V137H152V138L154 137V140L156 141V144H157V143L159 142V141L157 142V140H156V139H158V137H159V139L161 140V139L164 137V135L168 136L167 134H169V132H166V131L170 130V127L172 126V124L170 123V119H169V118H170V115L172 114V112L170 113V112H169L170 110H168V109H170V108H172V107H170V108L168 107V108H167V106H166L167 109L164 108L165 106L163 107L164 104H163V102L161 101L162 104L159 103L161 106H159V107H155V108H151V107H150L151 109H149V108H148V106H149V103H148L149 98L146 99L147 97L143 98V95H142V96H140ZM96 96H97V97H96ZM96 96H95V97L98 99V98H99L98 95H96ZM99 96H100V92H99ZM111 96H110V97H111ZM124 96H126V97H124ZM124 96H123V97L125 98V101L127 100L126 98L129 99V97H128L127 95H124ZM132 96H135V94H134V95L132 94ZM149 96H150V95H149ZM169 96L171 97L170 94H169ZM172 96H174V95H172ZM177 96H178V94H177ZM244 96H245V95H244ZM256 96L253 95L252 97L254 98V97H256ZM0 97H2V96H0ZM9 97H8V99H9ZM29 97H30V96L27 97V98H28L27 100H29ZM100 97H101V96H100ZM105 97H106V96H105ZM107 97H108V96H107ZM110 97H109V98H110ZM141 97H142V98H141ZM178 97H179V96H178ZM180 97H182V96L180 95ZM189 97H190V96H189ZM252 97H251V98H252ZM258 97H259V96H258ZM25 98H26V96H25ZM103 98L101 97V99H103ZM116 98H117V97H116ZM124 98H123V99H124ZM130 98H133V99H134V97H130ZM140 98H141V99H140ZM157 98H158V97H157ZM159 98H160V97H159ZM167 98H168V95H167ZM187 98H188V97H187ZM230 98H231V97H230ZM238 98H239V97H238ZM245 98H246V96H245ZM249 98H250V97H249ZM249 98H248V100H249ZM251 98H250V99H251ZM8 99H7V100L5 99V102H6V101L9 102ZM94 99H95V98H94ZM105 99L107 100L108 98H105ZM120 99H121V101H122V97H121ZM120 99H119V102H120ZM164 99H165V98H164ZM169 99H170V98H169ZM0 100H1V99H0ZM25 100H26V99H25ZM103 100H104V99H103ZM106 100H104V101L108 104L109 99H108L107 101H106ZM113 100H114V99H113ZM130 100H131V99H129V101H130ZM135 100H136V99H134L133 101H135ZM151 100H153V98H152ZM151 100H150V101H151ZM156 100H157V99H156ZM156 100H155V101H156ZM167 100H168V99H167ZM232 100H233V99H232ZM257 100H258V99H257ZM110 101H111V102H109V103L111 104V106H112V108H113V107L115 106L114 103H115L116 101L113 103V105H112V99H110ZM129 101H128V102H129ZM155 101H154V102H155ZM163 101H165L166 104L168 105V103H169L170 100L166 101V99H165V100H163ZM187 101H188V100H187ZM252 101H253V99H252ZM117 102H118V101H117ZM122 102H123V101H122ZM128 102H127V106H128L127 108H128V111L126 110L127 108H126V109H123V111H122V113L124 114V113H125L124 110H126V111H127V115H128L130 112H132V114H133V112H134L135 110H137V107H138V106H136L137 104H135V102H134V103H133L132 101L129 102V103H128ZM167 102H168V103H167ZM171 102H173V100H172ZM258 102H259V104H260V103H262V100H261V102H260V101H256V103H258ZM6 103H7V102H6ZM24 103H25V101H24ZM130 103H131V104L133 103V104L131 105ZM137 103H138V101H137ZM150 103H151V105H152V101H151ZM157 103H158V100H157ZM256 103H254L255 106H256ZM2 104H3V103H2ZM26 104L28 105L29 103L26 102ZM26 104H24L23 107H24ZM92 104H93V103H92ZM119 104L121 105L122 103H119ZM128 104H129V105H128ZM134 104H135V106H136V109H134ZM249 104H250V103H249ZM0 105H1V103H0ZM21 105H22V104H21ZM27 105H26V106H27ZM93 105H94V104H93ZM117 105H118V104H117ZM151 105H150V106H151ZM153 105H154V104H153ZM155 105H158V104H155ZM169 105H170V103H169ZM171 105H172V104H171ZM171 105H170V106H171ZM174 105H175V104H174ZM246 105H248V104H246ZM252 105H253V104H252ZM257 105H258V104H257ZM261 105H264V104H260V105H259V108H257V109H259V110H257V109H256L255 107H253V106H252V107L255 108L254 110H257V112H259L260 109H261ZM3 106H5V104H4ZM7 106H8V105H7ZM7 106H6V107H7ZM111 106L109 105V110H112V113H113V110H114V109L116 110L117 107H118L119 105H118L116 108H113V109L110 108ZM121 106H122V105H121ZM121 106H120V107H121ZM1 107H2V106H1ZM124 107H126V106L124 105ZM249 107H250V106H249ZM257 107H258V106H257ZM262 107H263V106H262ZM15 108H16V107H15ZM18 108H19V107H18ZM20 108H22V106H21ZM24 108H25V107H24ZM24 108H22L21 111L24 110ZM30 108H31V107H30ZM121 108H123V107H121ZM121 108H119L118 111L121 110ZM250 108H251V107H250ZM250 108H248V110H249ZM0 109H1V108H0ZM4 109H5V107H4ZM11 109H12V107H11ZM25 109H26V108H25ZM263 109H264V107H263ZM263 109H262V110H263ZM2 110H3V109H2ZM9 110H10V109H9ZM27 110L29 111V109H27ZM172 110H173V109H172ZM262 110H261V111H262ZM13 111H14V109H13ZM13 111L11 110V112H12V114H13L12 116L14 117V114H16V113H13ZM19 111H20V110H19ZM116 111H117V110H116ZM129 111H130V112H129ZM261 111H260V112H261ZM1 112H2V111H1ZM11 112H9V115L6 114V115H7V119H9V121H8V120H5V121H8V122H4V119H2V118H0V119H2V120H0V121H2V122H4V123H8V125H9V123H10V126H11V124L14 123V121H12L13 123L10 122V119H11V118H10V114H11ZM16 112L18 113V110H17ZM110 112H111V111H110ZM114 112H115V111H114ZM136 112H138V110H137ZM136 112H134V113H136ZM145 112H146V114H145ZM176 112H177V111H176ZM257 112L255 111L254 113H257ZM19 113H21V112H19ZM19 113L17 114V116H18V115L20 116V115L22 114V113H21V114H19ZM197 113H198V112H197ZM2 114H4V113H2ZM2 114H0V115H2ZM25 114H26V113H25ZM120 114H121V113H120ZM123 114H122L121 116H124ZM130 114H131V113H130ZM142 114H139V113H138L137 115H136V114H134V115L138 116V115H142ZM178 114H179V112H178ZM257 114H258V113H257ZM259 114H262V113H259ZM4 115H5V114H4ZM127 115H126V116H127ZM172 115H174V114H172ZM187 115H188V114H187ZM202 115H203V114H202ZM255 115H256V114H255ZM263 115H264V114H263ZM8 116H9V118H8ZM17 116L15 115V117H17ZM129 116H130V115H129ZM174 116H175V115H174ZM180 116H181V115H180ZM182 116H183V115H182ZM182 116H181V117H182ZM189 116H190V115H189ZM229 116H230V115H229ZM258 116H260V119H261L262 115H258ZM1 117H3V116H1ZM4 117L6 118V116H4ZM4 117H3V118H4ZM13 117H12V119H13ZM15 117H14V118H15ZM23 117H24V116H23ZM131 117H132V116H131ZM233 117H234V116H233ZM17 118H19V117H17ZM17 118H16V119H17ZM20 118H21V117H20ZM20 118H19V119H20ZM126 118H127V117H126ZM132 118H134V117H132ZM132 118H131V120H132ZM138 118H139V117H138ZM171 118H173V117H171ZM174 118H175V117H174ZM178 118H180V117H178ZM263 118H264V117H263ZM16 119H15V120H16ZM129 119H130V118H129ZM234 119H235V118H234ZM258 119H259V118H258ZM13 120H14V119H13ZM20 120H21V119H20ZM152 120H153V121H152ZM235 120H236V119H235ZM242 120H243V119H241L240 121L242 122ZM256 120H257V119H256ZM122 121H123V120H122ZM174 121H175V120H174ZM236 121H237V120H236ZM17 122H18V120H17ZM124 122H125V121H123V122L121 123V125H122V124H124V125L127 124L128 120H126V123H124ZM138 122L136 123L137 125H138ZM229 122H230V121H229ZM258 122H262V119H261V121L258 120ZM18 123H19V122H18ZM145 123H146V125H145ZM263 123H264V122H263ZM134 124H135V122H134ZM136 124H135V126H136ZM176 124H177V122H176ZM176 124H174V122H173V125H176ZM178 124H179V123H178ZM182 124H184V123H182ZM240 124H241V123H240ZM258 124H259V123H258ZM17 125H19V124H17ZM140 125H138V128H139ZM262 125H263V124H262ZM125 126H126V125H125ZM125 126L122 125V129H124ZM127 126H129V124H128ZM127 126H126V127H127ZM131 126H132V125H131ZM176 126H177V125H176ZM178 126H179V125H178ZM238 126H239V125H238ZM263 126H264V125H263ZM263 126H262V127H263ZM172 127H173V126H172ZM179 127L181 128V126H179ZM128 128H130V126H129ZM175 128H178V127H175ZM182 128H183V127H182ZM136 129H137V126H136ZM140 129H141V127H140ZM172 129H173V128H171V130H172ZM125 130H126V129H125ZM128 130H129V129H128ZM128 130H127V131H128ZM130 130H131V133H134V134L136 135V133L134 132V130H133L132 128H131ZM142 130H143V128H142ZM173 130H174V129H173ZM173 130H172V131H173ZM122 131H123V130H121V132H122ZM127 131H126V133H127ZM138 131H140V130L137 129L136 132H138ZM176 131H177V130H176ZM228 131H229V130H228ZM143 132H144V131H143ZM149 132H150V131H149ZM129 133H130V132H129ZM141 133H142V132H141ZM147 133H148V132H147ZM165 133H166V134H165ZM175 133H176V132H175ZM177 133H180V132H177ZM189 133H191V132H189ZM189 133H188V135H189ZM221 133H222V132H221ZM134 134H133V136H134L135 138H136V136L139 137V138L142 137V136L140 137V136H138V135L135 136ZM138 134H139V132H138ZM172 134H173V132H172ZM194 134H195V133H194ZM222 134H223V133H222ZM234 134H235V133H234ZM239 134H241V133H239ZM121 135H122V134H121ZM128 135H130V134H128ZM140 135H141V134H140ZM142 135H143V134H142ZM144 135H145L146 138L148 139V141H147V140H146V141L149 142V138H148V137H149L150 135H149V136L146 135V134H144ZM144 135H143V136H144ZM170 135H171V134H170ZM170 135H169V136H170ZM190 135H192V133H191ZM123 136H124V135H123ZM123 136H121L120 138L122 139ZM125 136H126V135H125ZM125 136H124V138L127 139L128 136H127V137H125ZM192 136H194V135H192ZM242 136H243V135H242ZM77 137H80V136H76L75 138H77ZM134 137H133V138H134ZM151 137H150V139H151ZM155 137H156V139H155ZM189 137H190V136H189ZM189 137H188V138H189ZM238 137H240V136H238ZM238 137H237V138H238ZM73 138H74V137H72V139H73ZM135 138H134V139H135ZM143 138H145V137H142L141 139L144 140ZM146 138H145V139H146ZM165 138H166V137H165ZM165 138H164V139H165ZM170 138H171V137H170ZM170 138H169V140H171ZM186 138H187V136H186ZM186 138H185V139H186ZM190 138H191V137H190ZM195 138L197 139L196 136L194 137V139H195ZM1 139H3V138H1ZM84 139H85V138H84ZM84 139H80V140L74 139V140H76V141L71 140V142L74 141V142H76L77 144H80L79 146H77L78 148L80 147V148H79L80 151L77 150L78 152H73V151H75L74 148H75V146L77 145L76 143H75L76 145H74V144L72 143V144H73V145H72V146H73V149H71V150H73V151H70V150H69V149H70L69 147L71 146V144H70V145H66V146L63 145V146L61 147V152L65 153V154H63L62 157H61L62 160H63V156H64V160H63V161H64L65 164H61V165H65L64 167L62 166V168H64V170H65V171L63 172L64 175L68 174V176H69V175L71 174V173L69 174V172H72V171L69 170V172L67 173L68 169L71 168V167H69V166H68L69 168L67 167V164H68V162H69L70 160H71L70 163H71L72 161H73L72 163H74V161H76V166H78V167H77V170H80L82 166L86 165V164L90 161V159H91V158H90L91 155H90V157H89V154L92 153V156H93V154L96 155L97 150L94 149V147H93L92 150H90L89 147H87L86 139H85V140H84ZM173 139H174V138H173ZM179 139L183 140L184 137H183V139H182V138H179ZM239 139H240V138H239ZM128 140H129V139H128ZM128 140H127V141H128ZM142 140H141V141H142ZM152 140H153V139L150 140L151 143L154 141V140H153V141H152ZM181 140H179V143L181 142ZM189 140H190V139H189ZM198 140H199V139H198ZM206 140H207V139H206ZM216 140H217V139H216ZM240 140H241V139H240ZM240 140H239V143H241ZM242 140H243V138H242ZM244 140H245V139H244ZM124 141L126 142V144L129 143V142H127L126 140H124ZM135 141H136V140H135ZM146 141H145L144 143L147 144ZM155 141H154V142H155ZM164 141H165V140H164ZM164 141H163V142H164ZM174 141H178V139H175ZM184 141H185V140H184ZM2 142H4V140H3ZM2 142H1V143H2ZM122 142H123V141H122ZM125 142H124V143H125ZM138 142H140V140L137 141V142H135V143L137 144ZM154 142H153V144H154ZM161 142H162V141H161ZM171 142H172V140H171ZM185 142H186V141H185ZM208 142H209V141H208ZM235 142H236V141H235ZM4 143H5V142H4ZM7 143H8V142H7ZM87 143H88V141H87ZM130 143H131V141H130ZM130 143H129V144H130ZM149 143H150V142H149ZM151 143H150V144H151ZM181 143H182V142H181ZM211 143H212V142H211ZM224 143H225V142H224ZM229 143H231V141H230ZM233 143H234V141H233ZM133 144H134V140H133ZM136 144H134V145H136ZM140 144H141V142L139 143V145H140ZM146 144H145V145H146ZM150 144H149V145H150ZM156 144H155V145H156ZM158 144H159V143H158ZM163 144H165V143H163ZM171 144H173V143H171ZM176 144H177V142H176ZM176 144H175V145H176ZM186 144H187V143H186ZM207 144H209V143H207ZM225 144H226V143H225ZM227 144H228V142H227ZM236 144H237V143H236ZM243 144H245V143L243 142ZM121 145L123 146V144H120V146H121ZM137 145H138V144H137ZM137 145H136V146H137ZM139 145H138V147H139ZM149 145H147V146H145V147L148 148ZM160 145L163 146L162 143H161ZM160 145H159V146H160ZM166 145H168V144L166 143ZM218 145H219V144H218ZM220 145H222V143H221ZM233 145H234V144H233ZM240 145H241V144H240ZM35 146H36V145H33V146H32V148L34 149L33 151H38V150H37L38 147L36 146V147H37V148H36ZM122 146H121V148H123ZM142 146H143V145H142ZM150 146H151V145H150ZM157 146H158V145H157ZM176 146H178V145H176ZM193 146H194V144H193ZM193 146H192V147H193ZM196 146H197V147L199 146L198 148H201L200 145H195V147H196ZM205 146H206V144H205ZM209 146H211V144H209ZM212 146H213V145H212ZM222 146H223V145H222ZM224 146H225V147H224ZM224 146H223V147L225 148V149H224V151H225L227 146H226V145H224ZM228 146H229V144H228ZM237 146H238V145H237ZM241 146H242V145H241ZM0 147H1V145H0ZM132 147H133V146H132ZM138 147H137V148H138ZM153 147H154V145H153ZM153 147H152V149H153ZM155 147H156V146H155ZM164 147H167V149H168V148H169V145H168V146H164ZM164 147H163V148H164ZM192 147L190 146L191 149L188 147V148L190 149V154H191V152H193L192 149H193V148L195 149V147H193V148H192ZM203 147H204V146H203ZM206 147H207V146H206ZM215 147H216V146H215ZM244 147H245V146H244ZM126 148H127V147H126ZM129 148H130V146H129ZM129 148H127V149H129ZM140 148H143V149H144V146L141 147V145H140L139 149H140ZM156 148H157V147H156ZM156 148H155V149H156ZM161 148H162V147H161ZM161 148L159 147L158 149L161 150ZM171 148H172V149H171ZM171 148H169V149H171L172 152H174L175 149H176V151H177V148H175L174 151H173V148H174L173 145H171ZM204 148H205V147H204ZM204 148H203V149H204ZM232 148H233V147H232ZM237 148H238V147H237ZM5 149H6V148H5ZM75 149H77V148H75ZM149 149H151V148L149 147ZM206 149L208 150V147H207ZM206 149H205V150H206ZM211 149H212V148H210V150H211ZM218 149H220V148H218ZM227 149H229V148L227 147ZM230 149H231V148H230ZM235 149H236V148H235ZM241 149H242V147H241ZM241 149L238 148V150H240V151H239V152H240V155H241V152H242ZM245 149H246V147H245ZM245 149H244V151H245ZM122 150H123V149H122ZM124 150H126L125 147H124ZM133 150H135V149H133ZM153 150H154V149H153ZM153 150H152V151H153ZM156 150H157V149H156ZM159 150H158V151H159ZM165 150H166V148H165ZM180 150H181V149H180ZM197 150H198V149H197ZM214 150H217V149L215 148ZM222 150H223V149H221L220 152H221ZM252 150H253V149H252ZM98 151H99V150H98ZM100 151H101V150H100ZM100 151H99V152H100ZM130 151H131V149H130ZM138 151H139V150H138ZM143 151H145V150H143ZM158 151H157V152H158ZM178 151H179V150H178ZM184 151H185V150H184ZM184 151L182 152V150H181V151H179V152H182L181 155L184 156V155H185V154H184ZM195 151H196V149H195ZM198 151H200V149H199ZM203 151H204V150H202L201 152H203ZM211 151H212V150H211ZM233 151L236 152L237 150L235 151V150L233 149ZM254 151H255V150H254ZM256 151H257V150H256ZM260 151H261V150H260ZM39 152H40V151H38L37 153H39ZM66 152H68V153H66ZM70 152H72L73 155H71ZM88 152H89V154H88ZM99 152H98V153H99ZM101 152H102V151H101ZM123 152H124V151H123ZM141 152H142V151H141ZM141 152L139 151V153H141ZM157 152H156V154H157ZM204 152H206V151H204ZM207 152H209V151H207ZM216 152L218 153V155L220 154V152L215 151V153H216ZM231 152H232V150H231ZM237 152H238V151H237ZM252 152H253V151H252ZM5 153H6V152H5ZM5 153H4V154H5ZM34 153H35V152H34ZM37 153H36V154H37ZM55 153L57 154V157L61 154V153H57V152H55ZM136 153H137V152H136ZM139 153H138V154H139ZM147 153H148V152H147ZM152 153H153V152H152ZM154 153H155V152H154ZM170 153H171V152H170ZM185 153H186V151H185ZM198 153H200V152H198ZM198 153H196V154H198ZM209 153H210V152H209ZM217 153L214 154V152H213V154H211V155H215V156H212V157H210V158L213 159V157H216V156H217ZM221 153H222V152H221ZM249 153H250V152H248V154H249ZM255 153H256V152H255ZM259 153H260V155L262 156V159H264V158H263L264 152H259ZM8 154H9V153H8ZM58 154H59V155H58ZM124 154H126V153H124ZM124 154H123V155H124ZM127 154H128V155H131L130 152H129V153L127 152ZM127 154H126V155H127ZM133 154H134V153L132 152V155H133ZM145 154H146V153H145ZM174 154H175V153H174ZM188 154H189V153H188ZM204 154H207V153H204ZM228 154L230 155V153H228ZM233 154H236V153H233ZM242 154H243V152H242ZM245 154H246V151H245ZM262 154H263V155H262ZM5 155H7V154H5ZM99 155H101V154H99ZM143 155H144V153H143ZM177 155H178V154H177ZM181 155H180V156H181ZM191 155H192V154H191ZM211 155H210V156H211ZM221 155H222V154H221ZM224 155H225V154H224ZM224 155L221 156V157L219 158V161H218V162L215 161L216 164L213 165V166H212V163H213L214 161H212V160L207 161V160H206L207 162H210V163H211V166H210V172L212 171V168H213V169L215 168V170L218 171L219 174H217V172H215V174H217V175H219V176H216L215 178H216V179H218V177L221 178V179H222V178H223V179H224V178H225V179L227 178V180L229 179V180L232 181L233 178L236 179L237 176H242V177H243V174H245V172H244L245 170L241 169V167L233 166V161H234L233 158H231L232 160L228 159L232 154H231L228 158L226 157L227 153H226L225 156H224ZM240 155H238V156L240 157ZM251 155H252V154H251ZM258 155H259V154L257 153V156H258ZM52 156H55V155L52 154ZM134 156H136V155H134ZM139 156H140V155H139ZM175 156H176V155H175ZM178 156H179V155H178ZM178 156H177V157H178ZM185 156H186V155H185ZM196 156H197V155H196ZM199 156H200V155H199ZM202 156H203V155H202ZM202 156H201V157H202ZM206 156H207V155H206ZM227 156H228V155H227ZM244 156H245V155H244ZM246 156H248V155L246 154ZM252 156H254V154H253ZM257 156H255V157H257ZM261 156H260V157H261ZM55 157H56V156H55ZM189 157H190V156H188L187 158H189ZM194 157H195V156H194ZM208 157H209V156H208ZM239 157H238V158H239ZM249 157H250V156H249ZM249 157H247V158H249ZM260 157H259V158H260ZM96 158L99 159V158H98V155H97ZM100 158H101V156H100ZM124 158H125V156H124ZM128 158H130V157H128ZM131 158H133L134 160H136L133 156H132ZM166 158H167V157H165V159H166ZM172 158H173V156H172ZM172 158H171V159H172ZM192 158H193V157H192ZM196 158H197V157H196ZM199 158H200V157H199ZM206 158H207V157H206ZM252 158H253V157H252ZM252 158H250V160H252ZM52 159H54V158H52ZM92 159H95V158L92 157ZM92 159H91V160H92ZM97 159H95V160H97ZM101 159H104V157L101 158ZM175 159H177V158H175ZM178 159H179V158H178ZM184 159H185V158H183V160H184ZM245 159H246V158H245ZM54 160H55V162H56V159H54ZM58 160H59V161H58ZM58 160H57V161H58L59 163H60V162L62 163V161H60L59 158H58ZM95 160H94V162H95ZM180 160H182V159H180ZM186 160H188V159H186ZM240 160H241V159H240ZM240 160H239V161H240ZM243 160H244V159H243ZM246 160H247V162H249V163L253 162V160H252V161H250L249 159H246ZM246 160H244V161H246ZM254 160H256V158H255ZM92 161H93V160H92ZM169 161H170V160H169ZM176 161H177V160H176ZM189 161H190V159H189ZM191 161H192V160H191ZM193 161H194V160H193ZM202 161H203V160H202ZM206 161H205V162H206ZM55 162H54V163H55ZM58 162H56V163H58ZM96 162H97V161H96ZM96 162H95V163H96ZM98 162H99V161H98ZM100 162H101V161H100ZM207 162H206V163H207ZM260 162H261V161H260ZM59 163H58V164H59ZM95 163H94V165H95ZM165 163H166V160H165ZM185 163H186V162H185ZM206 163L203 164L204 166H203L201 163H198V164H201V166H203V167L205 168V167H207V166H205ZM237 163H238V162H237ZM241 163L243 164L242 161H241ZM257 163H258V162H256L255 164L253 163V164H254V165H258ZM263 163H264V161H263ZM263 163H261V164H263ZM88 164H90V162H89ZM92 164H93V162H92ZM97 164H98V163H97ZM99 164H100V163H99ZM213 164H214V163H213ZM246 164H247V163H246ZM259 164H260V163H259ZM73 165H75V164H73ZM73 165H71V166H73ZM209 165H210V164H209ZM209 165H208V166H209ZM234 165H235V162H234ZM254 165H253V166H254ZM59 166H60V165H59ZM76 166L74 167V169L76 168ZM196 166H197V165H196ZM196 166H194V167H196ZM247 166H248V165H247ZM250 166H252V165H250ZM258 166H259V165H258ZM258 166H257V168H258ZM60 167H61V166H60ZM60 167H59V169H60ZM87 167L90 168L89 165H88ZM98 167H99V165H98ZM186 167H187V165H186ZM198 167H199V166H198ZM198 167H197V169H198ZM62 168H61V169H62ZM82 168L84 169L85 167H82ZM89 168H86L85 170H90L91 168H90V169H89ZM92 168H93V167H92ZM96 168H97V167H96ZM96 168H95V169H96ZM182 168H183V167H182ZM200 168H201V167H200ZM204 168H203V169H204ZM250 168H251V167H250ZM253 168H254V167H253ZM255 168H256V166H255ZM255 168H254V169H255ZM61 169H60V170H61ZM72 169H73V168H72ZM72 169H71V170H72ZM74 169H73V170H74ZM83 169H82V170H83ZM93 169H94V168H93ZM99 169H100V168H99ZM101 169H102V166H101ZM184 169H185V168H184ZM191 169H193V168L190 167L189 170H191ZM197 169H196V170H197ZM201 169H202V168H201ZM246 169H248V168L246 167ZM77 170H76V171H77ZM91 170H92V169H91ZM186 170H187V169H186ZM189 170H188V172H189ZM196 170H195V171H196ZM198 170H199V169H198ZM208 170H209V169H208ZM252 170H253V169H252ZM257 170H258V169H257ZM62 171H63V169H62ZM92 171H93V170H92ZM94 171H95V170H94ZM183 171H185V170H183ZM202 171H203V170H202ZM202 171H201V172H202ZM204 171H205V170H204ZM248 171H249V169H248ZM248 171H246V172H248ZM254 171H255V170H253V173H254ZM65 172H66V173H65ZM79 172H80V171H79ZM79 172H77V173H79ZM185 172H186V171H185ZM197 172H199V171H197ZM205 172H206V171H205ZM249 172L251 173V171H249ZM249 172H248V173H249ZM63 173H62V174H63ZM83 173H87V172H85V171H84V172H81L82 176H83ZM88 173H89V172H88ZM92 173H93V172H92ZM92 173L90 172V174H92ZM94 173H95V172H94ZM212 173H213V172H211V174H212ZM81 174H78V175H79L78 178L81 177ZM95 174H97V173H95ZM194 174L196 175V173H194ZM199 174H200V175H202V174L205 175V173L202 172V173H198L197 177L199 176ZM206 174H209V173H206ZM251 174H252V173H251ZM72 175H73V174H72ZM75 175H76V174H75ZM246 175H248V174L246 173ZM252 175H253V174H252ZM252 175H251V176H252ZM68 176H67V177H68ZM202 176H203V175H202ZM206 176H209V178H210L211 175H206ZM213 176H215V175H213ZM248 176H249V175H248ZM253 176H254V175H253ZM73 177H75L74 179H77V176H74V175H73ZM73 177H72V178H73ZM99 177H100V176H99ZM101 177H102V176H101ZM249 177H250V176H249ZM249 177H248V178H249ZM97 178H98V177H97ZM201 178H202V177H201ZM203 178H208V177L203 176ZM209 178H208V179H209ZM215 178H214V179H215ZM237 178H238V177H237ZM244 178H245V177H244ZM246 178H247V177H246ZM246 178H245L244 180H243V178H242V179L240 178V179H241V181H242V180H243V181H245V180L247 181ZM250 178H254V179H255V176H254V177H250ZM250 178H249V179H250ZM197 179H198V178H197ZM199 179H200V177H199ZM212 179H213V177H212ZM223 179H222V180H223ZM204 180H205V179H204ZM227 180H226V181H227ZM208 181H209V180H208ZM212 181H213V180H212ZM231 181H230V183H232ZM235 181H236V180H235ZM239 181H240V180H239ZM241 181H240V182H241ZM252 181H253V180H252ZM255 181H256V179H255ZM263 181H264V180H263ZM190 182H191V181H190ZM206 182H207V181H206ZM236 182H238V180H237ZM240 182H239V183H240ZM256 182H257V181H256ZM220 183L223 184V182H220ZM228 183H229V182H228ZM230 183H229V184H230ZM189 184H190V183H189ZM193 184H194V183H193ZM193 184H192V185H193ZM222 184H221V185H222ZM225 184H226V182H225ZM233 184H235V183L233 182L232 185H230V186L233 187V186H234ZM236 184L238 185V183H236ZM236 184H235V185H236ZM242 184H243V183H242ZM248 184L250 185V182H248ZM248 184H247V185H248ZM253 184H255V183H251V185H253ZM218 185H220V184L218 183ZM218 185H217V186H218ZM226 185H227V184H226ZM240 185H241V184H240ZM240 185H239L238 187H240ZM249 185H248V186H249ZM255 185H256V184H255ZM255 185H253V186H255ZM244 186H245V185H244ZM248 186H247V187H248ZM253 186H252V188H253ZM257 186H258V187H257ZM191 187H192V186H191ZM228 187H229V185H228ZM228 187H227V188H228ZM238 187H237V189H238ZM247 187L245 186L244 188H247ZM250 187H251V186H250ZM256 187L259 188V185H256ZM195 188H196V186H195ZM195 188H192V189L195 190ZM221 188H222V187H221ZM225 188H226V187H225ZM225 188H224V189H225ZM227 188H226V189H227ZM235 188H236V187H235ZM244 188L241 186V188L239 189V192L241 191V189H243V191L248 190V189H244ZM257 188H256L255 192H257V190H258ZM222 189H223V188H222ZM229 189L232 190V188H229ZM229 189H228V190H229ZM253 189H254V188H253ZM253 189L249 188V190H252V191H253ZM260 189H261V187H260ZM194 190H192V191H194ZM217 190H218V189H217ZM220 190H221V189H220ZM233 190H234V188H233ZM218 191H219V190H218ZM225 191H227V190H225ZM235 191H236V190H235ZM235 191H233V192L235 193V196H236L238 192H237V191L235 192ZM195 192H196V191H195ZM212 192H213V191H212ZM221 192H222V190H221ZM230 192H232V191H230ZM247 192H248V191H247ZM247 192H245V193H247ZM249 192H250V191H249ZM210 193H211V192H210ZM217 193H218V192H217ZM217 193H214V195L217 194ZM222 193H224V190H223ZM260 193H261V192H260ZM219 194H220V193H219ZM219 194H218V195H219ZM232 194H233V193H231L230 196H232ZM225 195H226V194H225ZM239 196H240V195H239ZM214 197H218V196H214ZM214 197H213V198H214ZM232 197H233V196H232ZM245 197H246V196H245ZM251 197H252V196H251ZM240 198H241V196H240ZM246 198H248V196H247ZM253 198H254V197H253ZM248 199H250V198H248ZM252 200H253V199H252ZM249 201H250V200H249ZM142 202H143V201H142ZM212 203H213V202H212ZM130 205H131V204H130ZM130 205L128 206L129 208H131ZM139 205H140V203H139ZM147 205H148V204H147ZM147 205L145 204V206H147ZM233 205H234V204H233ZM136 206H138V204H137ZM142 206H143V205H142ZM148 206H149V205H148ZM148 206H147V207H148ZM133 207H134V206H133ZM139 207L142 209L141 206H139ZM139 207H138V208L134 207V208H135L136 210H138ZM149 208H150V206H149ZM152 208H153V206H152ZM0 209H1V208H0ZM135 209H134V210H135ZM143 209H144V208H143ZM153 209H154V208H153ZM153 209H151V212H152ZM2 210H3V209H2ZM132 210H133V209H132ZM144 210H145V209H144ZM145 211H146V210H145ZM154 211H156V210H154ZM135 212H136V211H135ZM139 212H140V211H138L137 213H139ZM1 213H2V211H0V214H1ZM133 213H134V211H133L131 214H133ZM141 213H142V211H141ZM144 213H145V212H144ZM152 213H153V212H152ZM3 214H4V213H3ZM131 214L129 215L130 217H131ZM154 214H155V213H154ZM123 215H125V214H123ZM142 215H143V214H142ZM144 215H145V214H144ZM144 215H143V216H144ZM148 215H150V214H148ZM155 215H156V214H155ZM103 216L105 217V215H103ZM125 216H126V215H125ZM125 216H124L123 218H125ZM138 216H139V215H137V214L134 213L133 218L138 217ZM152 216H153V215H151V217H152ZM156 216H157V215H156ZM156 216H155V217H156ZM155 217H154L153 219H155ZM105 218H107V217H105ZM127 218H129V217L127 216ZM138 218H139V217H138ZM138 218H136V220H135V219H131V218H130V219H131V220H135V221L137 222V219H138ZM142 218H143V217H142ZM144 218H147V216H144ZM144 218H143V219H144ZM121 219H122V218H121ZM121 219H120V220H121ZM143 219H142V220H143ZM148 219H149V218H148ZM150 219H151V218H150ZM157 219H158V218H157ZM104 220H106V219H104ZM107 220H110V219H107ZM138 220H139V219H138ZM155 220H156V219H155ZM155 220H154V221H155ZM158 220H159V219H158ZM102 221H103V220H101L100 222H97V223L95 224V227L97 228V226H99V224H101ZM111 221H112V220H111ZM118 221H119V220H118ZM124 221H125V220H124ZM103 222L105 223V221H103ZM112 222H113V221H112ZM131 222H132V221H131ZM149 222H150V220H149ZM113 223H114V222H113ZM117 223L119 224V222H117ZM122 223H123V222H122ZM127 223H128V222H126L125 225H126ZM141 223H142V222H141ZM111 224H112V223H111ZM128 224H132V227H133L134 229H138V228H135V227L133 226V222H132V223H128ZM138 224H140V223H136L137 226H138ZM142 224H143V223H142ZM116 225H117V224H116ZM122 225H123V224H122ZM125 225H124V226H125ZM134 225H135V223H134ZM152 225H153V224H152ZM103 226H104V225L101 224V228H102ZM106 226L108 227V225H106ZM117 226H118V225H117ZM120 226H121V225H119V227H120ZM128 226H129V225H128ZM140 226H141V225H140ZM149 226H150V225H149ZM95 227H94V229H95ZM99 227H100V226H99ZM110 227H111V226H110ZM110 227H109V228H110ZM115 227H116V226H115ZM115 227H114V228H115ZM119 227H118V228H119ZM129 227L132 229L131 226H129ZM143 227H146V228H143ZM143 227H142V230L145 229V231H148V229H147L148 227H147V226H143ZM109 228H108V229H109ZM118 228L116 227L117 230H118ZM126 228H127V227H126ZM94 229H93V230H94ZM104 229H105V230H101V231H103L102 233H103L104 235H102V236L99 235L100 237L98 236L99 238L97 237V239L94 238L95 241L98 240V239L100 240V238H102V237H103V238H102L101 240H103V239H104V240H108V238H110V237H109V236H110V235H109L110 233L105 235V232H106V229H107V228L104 227ZM116 229H115V230H116ZM134 229H133V230H134ZM146 229H147V230H146ZM150 229H151V227H150ZM97 230H98V229H96L95 231H97ZM110 230L114 231L113 229H110ZM126 230H127V229H126ZM17 231H18V229H17ZM108 231H109V230H108ZM112 231H111V233L113 234ZM119 231H120V230H119ZM119 231H118V232H119ZM122 231H124V230H122ZM129 231H131V233H130ZM129 231H128V232H129L130 234H132V236L129 238V242L131 243V240H132V237H133V232H132V230H129ZM136 231H137V230H136ZM136 231H134V232H136ZM145 231H144V232H145ZM152 231H155V230H152ZM152 231L150 230V232L153 234ZM19 232H20V231H19ZM21 232H22V230H21ZM109 232H110V231H109ZM137 232H139V230H138ZM137 232H136V233H137ZM150 232H149V233H150ZM98 233H99V232H98ZM98 233H95V234H98ZM115 233H116V232H115ZM121 233H123V232H121ZM124 233H127V232L125 231ZM124 233H123V235H124ZM129 233H128V234H129ZM156 233H157V232H156ZM156 233H155V234H156ZM23 234H24V232H23ZM128 234H126V236H128ZM141 234H143V233H141ZM144 234H146V233H144ZM157 234H158V233H157ZM116 235L122 236V235L119 234V233L116 234ZM116 235H115V237H117ZM135 235H136V234H135ZM149 235H151V234H149ZM25 236H26V235H25ZM141 236H142V235H141ZM141 236H140V237H141ZM115 237H114V238H115ZM135 237H138V236H135ZM140 237H139V238H140ZM142 237H143V236H142ZM156 237H157V236H156ZM26 238H27V236H26ZM32 238H33V240H34V237H31L29 240H31ZM121 238H122V237H121ZM139 238H135V239H139ZM147 238H148V237H147ZM36 239H37V238H36ZM36 239H35V240H36ZM38 239H39V238H38ZM116 239H117V238H116ZM127 239H128V238H127ZM130 239H131V240H130ZM149 239H151V236H150ZM35 240L32 241V242H33V243L36 242ZM99 240H98V241H99ZM109 240H111V239H109ZM140 240H141V239H140ZM147 240H148V239H147ZM26 241H27V240H26ZM83 241L86 242V239L83 240ZM91 241H93V240H91ZM111 241H112V240H111ZM114 241H115V240H114ZM114 241H113V242H114ZM121 241H122V240H121ZM121 241L118 240V242H120V243H121ZM126 241H127V240H126ZM137 241H138V240H137ZM142 241H143V240H141V243H142ZM145 241H146V240H145ZM149 241L151 242V241H153V240L151 239V240H149ZM28 242H29V241H28ZM32 242H29L30 244L25 243V245H26V244L29 245V246L26 245V246H28L27 249H28V248H30V249H31V248H32V249H34V248L37 249V247H39V245H40L39 242H40V241L37 242L38 244H31ZM52 242H54V241H52ZM93 242H94V241H93ZM100 242H101V241H100ZM102 242H103V241H102ZM109 242H110V241H109ZM118 242H117V240L115 241L116 244H118ZM134 242H135V240H132V244L135 245ZM147 242H148V241H147ZM150 242H149V243H150ZM18 243H20V242H18ZM46 243H47V242H46ZM49 243H50V242H49ZM88 243H90V242L88 241ZM97 243H99V242H97ZM103 243H104L105 246H107V248H109L108 250L111 251V250H110V246L108 247V245L105 244V243H106L105 241H104ZM120 243H119L117 246L115 245V246H116L115 249H116V248L118 249V246L120 247V245H121ZM123 243H124V242H123ZM127 243H128V242H127ZM138 243H140V241H139ZM141 243H140V244H141ZM52 244H55V243H52ZM85 244H86V243H85ZM91 244H92V243H91ZM112 244H113V243H111V246H112ZM150 244H151V243H150ZM150 244H149V245H150ZM23 245H24V244H23ZM46 245H47V244H46ZM100 245H101V244H100ZM104 245H103V246H104ZM113 245H114V244H113ZM123 245H124V244H123ZM127 245H128V244H127ZM137 245H138V244H137ZM137 245H136V246H137ZM147 245H148V243H147ZM40 246H41V245H40ZM105 246H104V247H105ZM121 246H122V245H121ZM124 246H125V245H124ZM124 246H123V247H124ZM129 246H130V245H129ZM104 247H103V248H104ZM123 247H122V249H123ZM127 247H128V246H127ZM127 247H125L124 251L128 249ZM131 247H132V246H131ZM133 247H134V246H133ZM138 247H140V245H139ZM25 248H26V247H25ZM99 248H100V247H99ZM103 248H102V249H103ZM111 248H113V246H112ZM126 248H127V249H126ZM134 248H135V247H134ZM0 249H1V248H0ZM27 249H26V250H27ZM115 249H114V251H115ZM117 249H116V251H117ZM120 249H121V247H120ZM129 249H131V248H129ZM132 249H133V248H132ZM53 250H54V249H53ZM55 250H56V249H55ZM106 250H107V249H106ZM108 250H107V252H108ZM32 251H33V250H32ZM41 251H42V250H41ZM45 251H46V250H45ZM49 251H50V250H49ZM104 251H105V248H104ZM124 251H123V252H124ZM51 252H53V251H51ZM105 252H106V251H105ZM117 252H120V250L117 251ZM117 252H116V253L113 252V254H114V253H115V254H118ZM125 252H126V251H125ZM29 253H30V252H29ZM40 253H41V252H40ZM45 253H46V252H45ZM47 253H48V252H47ZM54 253H55V252H54ZM110 253H112V252H110ZM120 253H121V252H120ZM120 253H119V255H121ZM48 254H51V253L49 252ZM115 254H114V255H115ZM123 254L125 255V253H122V255H123ZM126 254H127V253H126ZM61 255H62V254H61ZM64 255H66V254H64ZM124 255H123V256H124ZM263 255H264V254H263ZM34 256H35V255H34ZM53 256H54V255H53ZM39 257H40V256H39ZM42 257H43V256H42ZM42 257H41V258H42ZM45 257H49V256L46 254ZM64 257H65V256H64ZM14 258H15V257H14ZM28 258H29V257H28ZM49 259H52V258H49ZM53 259H54V258H53ZM8 260H9V259H8ZM28 260H29V259H28ZM54 262H55V261H54ZM31 263H32V262H31ZM263 263H264V262H263ZM1 264H2V263H1ZM27 264H28V263H27ZM54 264H55V263H54ZM255 264H262V259L257 260V262H256Z\"/></svg>",
  "mask_w": 264,
  "mask_h": 264
}]
</instances>
